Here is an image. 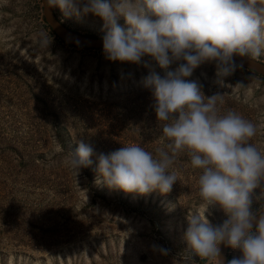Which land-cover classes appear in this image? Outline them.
<instances>
[{"label": "rangeland", "instance_id": "1", "mask_svg": "<svg viewBox=\"0 0 264 264\" xmlns=\"http://www.w3.org/2000/svg\"><path fill=\"white\" fill-rule=\"evenodd\" d=\"M53 9L68 26L105 35L101 18ZM41 16L40 0H0V264H193L184 238L188 219L199 213L215 226L228 217L219 205L205 211L202 170L187 151L168 169L178 178L169 193H126L96 182L99 153L133 144L154 157L167 150L165 122L143 86L151 71L164 70L148 56L140 64L110 61L103 49L62 44ZM118 23L127 27L123 17ZM42 34L52 39L49 46ZM186 79L206 97L220 94L219 114L232 111L252 122L257 132L249 142L264 154L262 75L239 66L218 81L213 61ZM81 140L95 154L76 175L68 160ZM252 200L254 213L264 208V180ZM227 255L242 253L228 246ZM194 264L217 260L196 256Z\"/></svg>", "mask_w": 264, "mask_h": 264}, {"label": "clouds", "instance_id": "2", "mask_svg": "<svg viewBox=\"0 0 264 264\" xmlns=\"http://www.w3.org/2000/svg\"><path fill=\"white\" fill-rule=\"evenodd\" d=\"M65 16L93 14L106 30L103 52L110 61L140 64L145 56L164 70L143 78L154 97V110L167 150L157 157L133 144L97 156L101 179L110 189L140 195L154 190L169 193L178 180L168 169L180 152L187 151L191 165L202 170L200 196L219 205L227 219L212 225L206 216L193 214L184 233L194 257H220L221 243L242 255L227 264H264V213L257 219L251 209L253 190L264 180V154L250 143L256 126L229 111L221 115L220 94L205 96L200 85L186 79L205 62H215L218 81L239 65L233 54L264 55V4L260 0H46ZM123 17L127 27L118 21ZM42 34L41 43L49 46ZM177 66L171 69L173 64ZM148 66L147 63L144 65ZM69 166L78 175L92 164L93 146L81 140L70 151ZM255 223V227H254ZM158 247L161 254L169 250Z\"/></svg>", "mask_w": 264, "mask_h": 264}, {"label": "water", "instance_id": "3", "mask_svg": "<svg viewBox=\"0 0 264 264\" xmlns=\"http://www.w3.org/2000/svg\"><path fill=\"white\" fill-rule=\"evenodd\" d=\"M40 2L41 13L45 23L63 43L76 47L103 49V36L89 35L68 27L55 15L53 8L47 7L46 0H40ZM233 59L237 65L264 76V61L258 60L254 57L240 56L238 54H233ZM260 213H264V208L256 212L257 219L259 218ZM218 247L220 248V257H216L217 264H227L228 246L221 243Z\"/></svg>", "mask_w": 264, "mask_h": 264}, {"label": "trees", "instance_id": "4", "mask_svg": "<svg viewBox=\"0 0 264 264\" xmlns=\"http://www.w3.org/2000/svg\"><path fill=\"white\" fill-rule=\"evenodd\" d=\"M39 8V7H38ZM53 11H54V9H53ZM54 13H55V11H54ZM55 15L57 16V14L55 13ZM58 17V16H57ZM59 18V17H58ZM60 19V18H59ZM61 20V19H60ZM41 21L43 22V25H44V27L47 29V31H49L52 35H53V37H55L57 40H59L62 44H65V43H63L60 39H58L56 36H55V34L51 31V29L49 28V26L45 23V21H44V19H43V17L41 16ZM62 21V20H61ZM63 22V21H62ZM64 23V22H63ZM64 24H66V23H64ZM67 25V24H66ZM68 26V25H67ZM68 27H70V26H68ZM72 28V27H71ZM72 29H74V28H72ZM74 30H76V29H74ZM78 31V30H77ZM80 32V31H79ZM83 33H86V32H83ZM86 34H89V35H96V34H91V33H86ZM96 36H98V35H96ZM83 48H88V47H83ZM88 49H90V48H88ZM252 71V70H251ZM253 73H255L254 71H252ZM264 77V76H263ZM227 261H228V255H227Z\"/></svg>", "mask_w": 264, "mask_h": 264}]
</instances>
